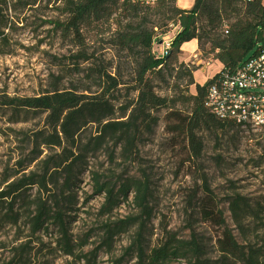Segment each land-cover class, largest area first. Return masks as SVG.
<instances>
[{
    "label": "trees",
    "instance_id": "1",
    "mask_svg": "<svg viewBox=\"0 0 264 264\" xmlns=\"http://www.w3.org/2000/svg\"><path fill=\"white\" fill-rule=\"evenodd\" d=\"M49 1L60 3L64 10L65 19L53 25L65 37L74 40L78 51L73 55V68L83 71V64H88L86 77L89 82L97 80L101 92L88 95L83 93L88 91L65 90L56 85L35 97L0 100V108L13 110L17 124L26 123L23 120L31 115L46 116L41 129L23 132L21 145L25 150L30 149V153L17 163L18 169L9 173L0 187V234L8 226L19 230L21 226H29L30 237H35L48 231L53 224L61 233L64 252L75 256L67 214L76 203L77 176L87 170L93 182V196L104 199L99 211L101 217L110 219L131 196L135 212L125 220L109 221L104 225L101 247L88 258L80 257L87 264L96 262L100 250H110L117 239L132 229L135 233L129 247L114 264H123L127 256H135L137 264L174 261L264 264V239H260L261 227L257 225L261 209H256L238 194L230 199L232 221L245 240L241 244L227 226L224 212L208 187L206 197L199 199L198 208L205 223L222 231L217 242L219 261L214 263L208 258L205 244L195 232L189 239L168 232L158 247L149 249L147 224L154 211L152 184L148 174L139 169L138 149L145 136L151 135L158 125L159 118L154 113L161 109L170 110L168 115L175 117V129L183 134L195 158L200 156L203 144L199 133L210 131L220 136L227 129L235 128L210 113L206 107L207 93L223 73L238 70L264 49L262 1L195 0L190 10L179 9L177 0H156L151 6L131 0ZM6 28L1 25L0 37L5 36ZM176 28L180 31L173 39L169 56L161 58L157 50L159 44ZM89 29H95L96 35H108L112 46L136 59V101L118 110L114 101L124 83L92 62L94 54L85 49L84 39V32ZM194 40L201 52L213 54L223 68L204 86L196 85V95L184 96L183 104L190 106V111L184 114L177 109L179 98L158 95L154 83L168 75L182 95L190 93L198 68L180 63L179 56L182 46ZM118 113L121 117L116 118ZM20 118L24 119L20 121ZM103 150L109 155L111 165L117 162L115 156L119 151L120 160L135 166L136 175L128 174L119 179L108 172L95 171L90 164ZM34 189L37 195H30ZM248 221L255 226L247 225ZM30 244L31 240L25 238L19 246H13V257L7 264H29Z\"/></svg>",
    "mask_w": 264,
    "mask_h": 264
},
{
    "label": "rangeland",
    "instance_id": "2",
    "mask_svg": "<svg viewBox=\"0 0 264 264\" xmlns=\"http://www.w3.org/2000/svg\"><path fill=\"white\" fill-rule=\"evenodd\" d=\"M0 11V27H7L5 36L0 37V100L8 102L14 98L35 97L56 85L65 90L88 91L83 92L88 95L101 92L97 80L89 82L86 77L88 64H83V71L73 68V55L78 51L74 40L65 37L53 25V22L65 19L60 3L0 0ZM96 33L95 29L84 32L85 49L94 54L92 62L97 63L100 70L124 83L114 101L118 110L136 101V59L112 46L108 35ZM206 50L209 51V45ZM179 62L198 68L194 73L195 86L190 88L189 94L182 95L168 75L156 80L154 86L162 97L179 98L177 109L187 114L190 106L183 104L186 101L184 96L196 95V85L204 86L213 79L210 75L215 77L222 69L213 54H205L199 49L189 59L183 60L179 56ZM169 111L161 109L154 113L159 118L158 125L151 135L145 136L138 148L139 169L148 174L152 184L151 206L154 211L147 224L148 248L158 247L168 232L181 239H189L195 232L204 242L208 258L214 263L219 261L217 242L222 231L205 223L198 208L199 199L206 197L207 187L224 212L227 226L241 244L245 240L232 221L230 199L238 194L256 209H261L257 225L261 227L259 237L264 239V136L241 134L235 128L227 129L220 136L204 131L199 133L203 143L201 154L195 158L183 134L176 131V119L168 115ZM119 114L116 118L121 117ZM45 119V115H31L28 120H23L26 123L17 124L12 109L0 108V187L6 176L18 169L17 163L30 153V149L25 150L21 145L23 132L41 129ZM119 153L115 156L117 162L111 165L109 155L103 150L93 158L90 166L95 171L108 172L119 179L128 174L136 175L135 166L122 162ZM77 177L74 188L76 203L67 214L75 256L64 252L61 233L53 224L48 231L35 237H30L29 226H21L20 230L8 226L0 234V264L10 262L12 247L19 246L25 238L31 240L29 264H87L80 257L88 258L101 247L104 225L134 215L131 196L129 202L122 203L110 219L101 217L99 211L104 199L93 196L91 175L83 170ZM37 192L34 189L30 195H37ZM247 225L255 226L249 221ZM134 233L135 229H132L117 239L110 250H100L96 262L91 264H114L125 254ZM16 238L21 241L17 242ZM123 264H137V260L135 256H127ZM170 264L186 263L174 261Z\"/></svg>",
    "mask_w": 264,
    "mask_h": 264
},
{
    "label": "built area",
    "instance_id": "3",
    "mask_svg": "<svg viewBox=\"0 0 264 264\" xmlns=\"http://www.w3.org/2000/svg\"><path fill=\"white\" fill-rule=\"evenodd\" d=\"M151 6L156 0H131ZM171 38H164L158 55L169 56ZM206 107L241 134L264 136V49L243 67L223 73L207 93Z\"/></svg>",
    "mask_w": 264,
    "mask_h": 264
},
{
    "label": "crops",
    "instance_id": "4",
    "mask_svg": "<svg viewBox=\"0 0 264 264\" xmlns=\"http://www.w3.org/2000/svg\"><path fill=\"white\" fill-rule=\"evenodd\" d=\"M261 1L264 4V0H261ZM194 4H195V0H177V7L182 10H190L193 8ZM179 31L180 30L176 28L172 33H170L167 36V38H170L171 35H174L173 37L175 38V36L179 33ZM160 49L161 47H158L157 50L159 51ZM198 49H199V45H198V42L195 40L184 44L181 48V54H180L181 59L186 60V59L193 57V55H195ZM216 63L218 64V66L221 67V69L223 68L219 62H216ZM213 76L214 74L210 75V78H213Z\"/></svg>",
    "mask_w": 264,
    "mask_h": 264
},
{
    "label": "water",
    "instance_id": "5",
    "mask_svg": "<svg viewBox=\"0 0 264 264\" xmlns=\"http://www.w3.org/2000/svg\"><path fill=\"white\" fill-rule=\"evenodd\" d=\"M161 44V43H160Z\"/></svg>",
    "mask_w": 264,
    "mask_h": 264
}]
</instances>
